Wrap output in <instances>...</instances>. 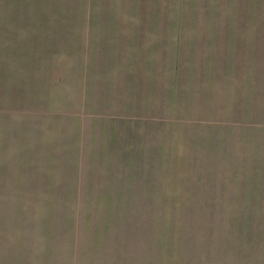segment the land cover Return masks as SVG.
I'll list each match as a JSON object with an SVG mask.
<instances>
[{
    "label": "rangeland",
    "instance_id": "obj_1",
    "mask_svg": "<svg viewBox=\"0 0 264 264\" xmlns=\"http://www.w3.org/2000/svg\"><path fill=\"white\" fill-rule=\"evenodd\" d=\"M0 264H264V0H0Z\"/></svg>",
    "mask_w": 264,
    "mask_h": 264
}]
</instances>
